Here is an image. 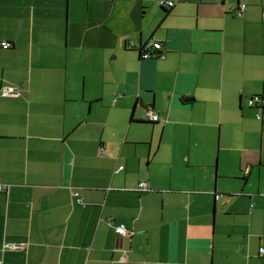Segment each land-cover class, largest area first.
I'll list each match as a JSON object with an SVG mask.
<instances>
[{"label": "crops", "instance_id": "0c3cea01", "mask_svg": "<svg viewBox=\"0 0 264 264\" xmlns=\"http://www.w3.org/2000/svg\"><path fill=\"white\" fill-rule=\"evenodd\" d=\"M263 14L0 0V264H264Z\"/></svg>", "mask_w": 264, "mask_h": 264}, {"label": "built area", "instance_id": "2783aa9c", "mask_svg": "<svg viewBox=\"0 0 264 264\" xmlns=\"http://www.w3.org/2000/svg\"><path fill=\"white\" fill-rule=\"evenodd\" d=\"M173 2H159V5L164 6L166 5L167 7H172L173 6ZM245 7L244 6H240V10L237 12V15L240 16L242 15V12L244 11ZM263 18H264V14H263ZM1 48L3 49H8L9 48V44L8 43H1L0 44ZM153 48L155 51H161L162 46L159 43H151L149 46H146L143 48V51L141 52L142 59H149L153 56L152 53L149 52V49ZM163 55L162 52H157V54H155L156 57H161ZM19 93L18 90L15 87H11V86H0V97L1 98H9V97H18ZM249 106H260L261 105V99L259 96H253L250 101H249ZM146 117L149 119V121L151 122H158V117L156 115L153 114V112L151 111L150 108H147L146 110ZM257 119H261V115L257 116ZM118 170H122V167H119ZM4 186L0 185V191L2 190ZM138 190L140 191H145L146 190V185L144 183H140L138 186ZM109 224L112 226L115 234H117L119 237H126L128 236L127 231L125 230V228H123L122 226H114L112 224V222H109ZM11 247H13V245H11ZM259 255L260 256H264V249L260 248L259 249ZM124 256V255H123ZM121 260L123 261V257L121 258Z\"/></svg>", "mask_w": 264, "mask_h": 264}, {"label": "trees", "instance_id": "16d2710c", "mask_svg": "<svg viewBox=\"0 0 264 264\" xmlns=\"http://www.w3.org/2000/svg\"><path fill=\"white\" fill-rule=\"evenodd\" d=\"M143 51V48H141V52ZM151 123H154V122H151Z\"/></svg>", "mask_w": 264, "mask_h": 264}]
</instances>
